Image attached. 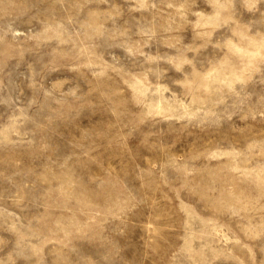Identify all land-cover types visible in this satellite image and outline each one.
Returning a JSON list of instances; mask_svg holds the SVG:
<instances>
[{
    "label": "rangeland",
    "instance_id": "374dc122",
    "mask_svg": "<svg viewBox=\"0 0 264 264\" xmlns=\"http://www.w3.org/2000/svg\"><path fill=\"white\" fill-rule=\"evenodd\" d=\"M0 264H264V0H0Z\"/></svg>",
    "mask_w": 264,
    "mask_h": 264
}]
</instances>
